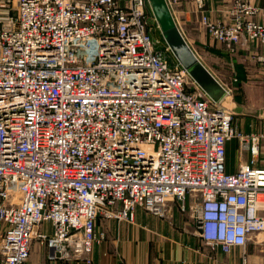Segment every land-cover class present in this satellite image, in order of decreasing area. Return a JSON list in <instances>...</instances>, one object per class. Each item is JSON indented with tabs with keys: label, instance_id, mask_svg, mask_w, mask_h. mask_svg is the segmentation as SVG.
I'll return each instance as SVG.
<instances>
[{
	"label": "built area",
	"instance_id": "built-area-1",
	"mask_svg": "<svg viewBox=\"0 0 264 264\" xmlns=\"http://www.w3.org/2000/svg\"><path fill=\"white\" fill-rule=\"evenodd\" d=\"M228 17L202 15L212 40L234 54L264 44L253 2ZM159 29L148 0H0L2 264H27L34 240L52 260L92 264L99 217H161L170 199L225 254L264 232V132L241 129ZM253 60L264 66V51ZM232 141L250 160L229 173Z\"/></svg>",
	"mask_w": 264,
	"mask_h": 264
},
{
	"label": "crops",
	"instance_id": "crops-1",
	"mask_svg": "<svg viewBox=\"0 0 264 264\" xmlns=\"http://www.w3.org/2000/svg\"><path fill=\"white\" fill-rule=\"evenodd\" d=\"M170 1V9L184 38L226 89L230 90L229 85L235 86L238 82L244 83L246 89L253 83H262L264 66L253 60V54L263 52L264 44L245 41L235 54L231 53L224 45L210 38L202 22V15L211 20L227 22L228 9L234 0H203L201 10L199 0ZM250 1L264 13V0ZM153 36L162 45L168 46L160 29L153 32ZM204 57L210 58L211 66L203 62ZM234 159L237 167L245 163L244 159L247 162L250 160L248 153H241L237 141L227 145L229 173L237 171V167L230 165ZM263 165L264 161L260 160L259 166ZM96 231L104 233L105 237L94 246L92 264H216L218 261L243 264L244 258L247 264H264V232L251 234L246 245L234 246L230 253L225 254L221 249L214 250L203 242L191 214L182 213L178 203L172 199L161 217L137 208L133 221L99 217ZM50 255L47 247L34 240L27 264H87L83 259L52 260Z\"/></svg>",
	"mask_w": 264,
	"mask_h": 264
},
{
	"label": "water",
	"instance_id": "water-1",
	"mask_svg": "<svg viewBox=\"0 0 264 264\" xmlns=\"http://www.w3.org/2000/svg\"><path fill=\"white\" fill-rule=\"evenodd\" d=\"M150 10L156 19L163 38L176 61L189 76L216 103L223 101L228 93L190 47L180 31L167 0H148ZM236 115L243 113L242 107H235Z\"/></svg>",
	"mask_w": 264,
	"mask_h": 264
},
{
	"label": "rangeland",
	"instance_id": "rangeland-1",
	"mask_svg": "<svg viewBox=\"0 0 264 264\" xmlns=\"http://www.w3.org/2000/svg\"><path fill=\"white\" fill-rule=\"evenodd\" d=\"M203 62L207 66H211L209 57H204ZM229 88L231 93L224 99L223 106L230 110H233L235 107H242L243 113L236 115V121L239 126L248 132H264V85L262 83H253L246 89L244 83L238 82L235 83V86L229 85ZM239 158L241 157L239 156ZM263 159L264 157L261 160ZM244 161L247 162L246 159ZM231 162L230 165L236 168L235 159ZM240 164H238L237 170ZM0 264H2L1 256Z\"/></svg>",
	"mask_w": 264,
	"mask_h": 264
}]
</instances>
